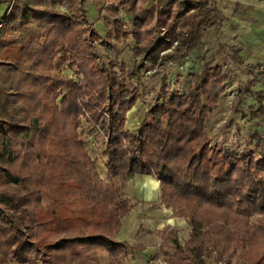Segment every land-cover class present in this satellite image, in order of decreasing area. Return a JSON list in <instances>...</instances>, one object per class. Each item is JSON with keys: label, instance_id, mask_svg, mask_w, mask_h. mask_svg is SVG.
Returning <instances> with one entry per match:
<instances>
[{"label": "trees", "instance_id": "16d2710c", "mask_svg": "<svg viewBox=\"0 0 264 264\" xmlns=\"http://www.w3.org/2000/svg\"><path fill=\"white\" fill-rule=\"evenodd\" d=\"M83 1L59 0L61 11L50 0H13L0 21V264L134 259L145 246L116 237L132 207L119 177L133 174L157 178L160 203L188 218L182 242L177 230L160 231L167 264H204L211 253L235 264H264V140L228 152L211 145L206 128L225 74L208 66L193 74L185 92L164 86L138 127L126 129L136 96L93 55ZM214 1L121 0L130 30L113 5L108 13L115 34L131 36L137 53L170 45L174 34L191 49L218 25ZM64 60L78 82L53 73ZM82 119L102 131L105 179L78 132Z\"/></svg>", "mask_w": 264, "mask_h": 264}, {"label": "rangeland", "instance_id": "374dc122", "mask_svg": "<svg viewBox=\"0 0 264 264\" xmlns=\"http://www.w3.org/2000/svg\"><path fill=\"white\" fill-rule=\"evenodd\" d=\"M12 1L0 0V21ZM120 2L121 0H84L82 6L90 23L86 38L93 44V55L97 57L101 69L107 67L118 74L119 79L136 96L125 114L126 129L138 127L147 108L157 101L164 86L173 91L185 92L192 84L194 73L204 67L217 66L225 74V78L218 87L217 101L210 108L206 119V128L212 138L211 145L217 144L228 152L241 153L252 149L259 138L264 140V76L260 72L264 65V0H215L218 25L203 31L194 48L179 46V37L174 34L172 38H168L170 45L168 42L159 43L151 52L149 48L138 53L131 36H118L114 32V18L108 13L111 5L121 16L123 30L131 29ZM50 4L66 11L59 0H50ZM90 5L95 8V17L89 14ZM97 19L101 22L96 28ZM164 34L166 36V31L161 35ZM70 63V60L57 61L53 73L78 82L81 76ZM81 122L78 132L86 139L84 146L96 162V171L105 179L107 170L101 144L102 131L98 126H88L83 119ZM119 179L124 180V195L133 203L127 215L139 210L142 215L154 217V224L150 227L142 226L139 231L134 228L125 232L124 238L129 243L141 240V243L150 245L144 259L139 256L137 263L124 260L123 264H149L154 256L162 261L159 253L160 231L165 226L175 229L178 240L182 242L189 235L188 218L177 216L172 208L160 203L158 196L152 201L139 199L146 182L140 176L129 175ZM151 183L154 188L157 187L155 180ZM146 184L150 186V183ZM35 198L42 202L48 201L42 193H37ZM23 232L27 234L24 229ZM95 251L101 260L106 259L103 248L97 247ZM216 261L212 253L205 255L204 264H216ZM227 261L235 264L230 258ZM35 264L41 262L35 260Z\"/></svg>", "mask_w": 264, "mask_h": 264}, {"label": "crops", "instance_id": "0c3cea01", "mask_svg": "<svg viewBox=\"0 0 264 264\" xmlns=\"http://www.w3.org/2000/svg\"><path fill=\"white\" fill-rule=\"evenodd\" d=\"M88 9H89V14L91 16H94L95 17V14H96L95 8L90 5L88 7ZM100 22H101V20H98V19L96 20V22H95L96 28H97L98 23H100ZM100 26H102V25H100ZM111 37H112V35H111ZM136 128H137V126L134 129H136ZM129 130H132V129H129ZM133 175L140 176L141 179L143 178L144 180H146V182L150 183V186H149V184H146V182H145V184L143 185L144 186L143 187V195H142V197H139V199L142 198V201H150V200L152 201L153 199L156 198V196H158L157 198H159V181H158L157 178H155V177H153L151 175H146V174H133ZM154 180L157 182L156 183L157 184V187L156 188H154L152 186V183H151ZM140 185H141V182L139 181L138 186L140 187ZM129 200H130V198H129ZM159 200H160V198H159ZM130 202H131V204H133L131 200H130ZM135 207L136 206H133V208H135ZM127 214H128V212H127ZM127 214L122 218L121 228L118 231V233L116 234L117 239H119L121 241L129 242V240H127L126 238H124V235L126 234L125 233L126 231H131L134 228H137L138 231H139L142 226H146V227L149 226L150 227L152 224H154V220H153L154 217L152 215H146V214L142 215L143 213L141 214V211L139 212V210H137V211L134 210L132 213H130L129 216ZM142 217L144 219H142ZM137 220H138V222H137ZM135 242L136 243H140L143 246H145V249L144 250L135 252L134 259L129 260V261H132L134 263L135 262L137 263L139 256L142 257V259H144L145 254H148V252H149L148 251V249H149V246L148 245H150V244H143V243H141V240L140 241H135Z\"/></svg>", "mask_w": 264, "mask_h": 264}, {"label": "built area", "instance_id": "2783aa9c", "mask_svg": "<svg viewBox=\"0 0 264 264\" xmlns=\"http://www.w3.org/2000/svg\"><path fill=\"white\" fill-rule=\"evenodd\" d=\"M162 259V258H161ZM157 262H162V264H167L163 259H162V261L161 260H159L158 259V257H156V256H154L153 257V259L151 258L150 260H149V264H156ZM216 264H233V263H231V262H228L227 261V257H223L222 259H218L217 261H216Z\"/></svg>", "mask_w": 264, "mask_h": 264}]
</instances>
